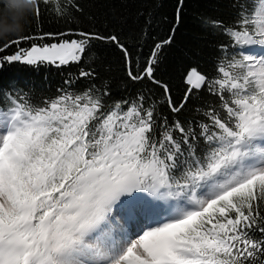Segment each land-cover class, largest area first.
I'll list each match as a JSON object with an SVG mask.
<instances>
[{"label":"snow or ice","instance_id":"obj_1","mask_svg":"<svg viewBox=\"0 0 264 264\" xmlns=\"http://www.w3.org/2000/svg\"><path fill=\"white\" fill-rule=\"evenodd\" d=\"M15 4L37 25L42 12L82 11L78 0ZM230 4V21L205 22L226 38L213 71L190 67L178 102L155 75L171 37L143 67L117 32L69 28L27 49L31 34L3 39L0 68L84 62L89 84L68 79L53 97L0 88V264H264V0ZM94 42L114 46L127 80L149 81L163 100L113 95Z\"/></svg>","mask_w":264,"mask_h":264},{"label":"trees","instance_id":"obj_2","mask_svg":"<svg viewBox=\"0 0 264 264\" xmlns=\"http://www.w3.org/2000/svg\"><path fill=\"white\" fill-rule=\"evenodd\" d=\"M63 3V0H61ZM82 11L65 20H57L54 14L42 12L39 25L32 17L27 18L24 30L19 35H33L32 40L22 41L19 47L30 48L33 44L56 42L51 38L39 39L43 33H57L72 29H85L101 32H117L126 45L138 52L139 67L150 55L154 45L171 37L159 55L155 73L157 79L168 83L174 102L180 101L186 89L184 77L190 67L199 66L205 72L213 71L217 45L226 42V38L214 33L206 21L210 18L226 23L232 19L230 0H78ZM45 6L41 5L43 9ZM3 0H0V9ZM0 23H10L0 18ZM9 36L7 40L14 39ZM76 38V37H73ZM3 39H0V43ZM94 46L105 53L102 63L94 67L100 78L108 80L115 96H135L138 90L151 91L153 98L163 100L162 90L145 80L134 83L127 80L120 52L112 45L94 42ZM16 50L13 45L8 54ZM256 50L254 51L255 54ZM86 63H70L67 66L50 64L27 65L16 62L4 64L0 68V88L9 87L31 90L38 97H53L64 87L65 81H74L71 86L84 88L89 84L86 79H78L81 68ZM99 85V81H97ZM206 99H211L206 97ZM161 111L172 118L167 105ZM194 113L189 105L181 118H191Z\"/></svg>","mask_w":264,"mask_h":264},{"label":"clouds","instance_id":"obj_3","mask_svg":"<svg viewBox=\"0 0 264 264\" xmlns=\"http://www.w3.org/2000/svg\"><path fill=\"white\" fill-rule=\"evenodd\" d=\"M30 9H21L16 6L15 0H3V8L0 9V18L10 23H0V39L18 34L24 30L27 23V14Z\"/></svg>","mask_w":264,"mask_h":264},{"label":"rangeland","instance_id":"obj_4","mask_svg":"<svg viewBox=\"0 0 264 264\" xmlns=\"http://www.w3.org/2000/svg\"><path fill=\"white\" fill-rule=\"evenodd\" d=\"M259 53V49H256V52H255V54H258ZM134 238V237H133Z\"/></svg>","mask_w":264,"mask_h":264}]
</instances>
